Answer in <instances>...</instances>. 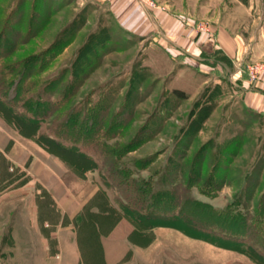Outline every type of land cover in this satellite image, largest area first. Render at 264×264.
Here are the masks:
<instances>
[{"label":"rangeland","instance_id":"374dc122","mask_svg":"<svg viewBox=\"0 0 264 264\" xmlns=\"http://www.w3.org/2000/svg\"><path fill=\"white\" fill-rule=\"evenodd\" d=\"M152 11L194 36L231 28L264 54V0H0V101L12 109L0 105V264L14 263L8 226L35 199L33 230L58 231L38 264H264V112L224 72L174 56ZM155 189L168 219L139 229L121 217L102 251L75 223L86 207L141 210Z\"/></svg>","mask_w":264,"mask_h":264},{"label":"crops","instance_id":"0c3cea01","mask_svg":"<svg viewBox=\"0 0 264 264\" xmlns=\"http://www.w3.org/2000/svg\"><path fill=\"white\" fill-rule=\"evenodd\" d=\"M105 1L110 3V0ZM132 5L137 11H139L140 14H142V11L137 4L132 3ZM152 13L153 20L159 23L158 25H160L169 38H171L172 45L179 48V53H173L174 56L181 54V57H184V59H187L188 57L191 58V61L196 63L195 66H199V68H202L203 66L207 69H219L221 72H224L226 76L234 79L236 82L234 92L237 93V96L238 94L240 95L242 100L241 102L245 105V107L264 112V74L256 80H251L247 74L242 73L241 69L242 65L249 64V62L256 61L258 59H264V54L261 57L253 54V51H255L254 41L249 42L248 39H246L239 32H236L231 28H228V31L227 27L223 26L217 27L216 33L212 36H209L206 33H200L198 36L197 34L194 36L188 28V23L183 22L182 18L172 16L173 14L166 17L156 14L154 11H152ZM120 25L122 24L120 23ZM124 27L132 32H136L135 29V31H133L132 27ZM141 29L143 28H140V32ZM213 52H217L219 55L218 58L224 62L222 63L220 60L215 61V57H210ZM185 61L191 62L189 59ZM38 193L39 191L36 192V194ZM33 201L34 200H31L29 203L31 214L23 215L22 213V216L19 218H22L23 220L17 221L19 224L22 222L21 225L24 228L22 229L24 231L23 234L21 233V230H19L20 225L16 224L15 219L12 220L10 227L8 226L9 236L6 243V250L8 256H12L13 258L14 263L12 264H18L15 262V248L19 250V254H17L18 256L22 251V262L24 264H27L29 261L32 264H38L39 253L41 251L45 253L48 238H56L58 236V231H53V234L49 235L46 231L40 233L33 230L36 228L35 222H39L40 220L37 212L39 202L38 200L36 201V199L34 202ZM29 228L30 230L32 229L31 231L34 233V235L31 233V235L34 236L32 240L29 236ZM29 240L31 241L29 242ZM73 243L74 246H76V255H78V241ZM104 256L106 259L107 252Z\"/></svg>","mask_w":264,"mask_h":264},{"label":"trees","instance_id":"16d2710c","mask_svg":"<svg viewBox=\"0 0 264 264\" xmlns=\"http://www.w3.org/2000/svg\"><path fill=\"white\" fill-rule=\"evenodd\" d=\"M219 60L221 61V59H219L218 57H215V61H219ZM221 62L223 63L224 61H221ZM172 92H173L174 96H176L178 98H185L187 96L185 91L183 89H180V88H174L172 90ZM0 102H1L0 105L2 104L1 106H5L7 110H10V111L12 110L10 108L9 103L2 101V100ZM247 109H248V111L252 110L249 108H247ZM39 110L40 109H36L35 110L36 113L34 112L33 115L30 116V117H33L32 118L33 121H36V119L38 118L37 116H39V114L41 113V112H39ZM27 120L29 122L31 121L29 119V117L27 118ZM36 126H39V125L37 124ZM49 139L51 141L57 142V144L63 150H66V151L70 150L74 153L80 154L79 151L76 150V148H72V147H69L67 145H62L54 137H50ZM131 183L134 184L136 189H138V190L142 189L141 185H139L138 183H136V182H131ZM166 194L167 193H162V192H159L155 189V191H153L151 193L150 203H148V205L145 206L141 210L136 209V207H134L132 205L130 206V204L127 205V203L121 205V212H119V213L117 212V210H115L111 207L108 208L109 206H107V205L103 208L97 205L98 206L97 210H93L91 208L88 209L86 207L85 211L83 213L85 215V218L82 217V215L80 213L79 215H77L75 223H79L80 225H82L83 221H86L88 224H90L91 230H92L93 235H94V239L96 238L98 240V243H96L97 248H101L102 246H101L99 236L106 235V233H108L113 228L114 224L121 217H126L128 220H130L139 229L153 228L156 225V221L168 219V216H170V215H166L163 212L164 210H162L160 208L165 202V199L162 197L166 196ZM174 198L175 199H173V200H175L177 202L178 199L176 198L175 195H174ZM129 203H131V202H129ZM175 206H177V204ZM162 207L166 208V206L165 207L162 206ZM110 224H111V226H110ZM80 245H81V242H80ZM101 251H102V248H101ZM81 254L84 255L82 248H81Z\"/></svg>","mask_w":264,"mask_h":264},{"label":"built area","instance_id":"2783aa9c","mask_svg":"<svg viewBox=\"0 0 264 264\" xmlns=\"http://www.w3.org/2000/svg\"><path fill=\"white\" fill-rule=\"evenodd\" d=\"M244 71L251 80H256L264 74V61L249 63L246 65V68H244Z\"/></svg>","mask_w":264,"mask_h":264}]
</instances>
